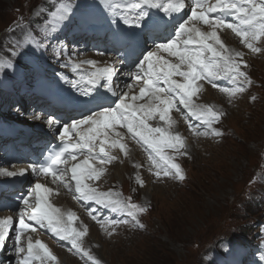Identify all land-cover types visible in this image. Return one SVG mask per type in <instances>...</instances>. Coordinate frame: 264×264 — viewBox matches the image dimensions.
Here are the masks:
<instances>
[{"label":"rangeland","instance_id":"rangeland-1","mask_svg":"<svg viewBox=\"0 0 264 264\" xmlns=\"http://www.w3.org/2000/svg\"><path fill=\"white\" fill-rule=\"evenodd\" d=\"M30 1L0 0V51L2 44L17 40L15 15L22 7H32ZM249 71L251 91H238L228 99L214 92L207 95H215L209 108H223L216 113L223 136L181 132L184 139L192 140L173 152L184 179L171 168L169 175H160L159 183L139 190L145 209L152 208L144 212V219L129 218L116 228L90 231V247L98 245L97 263L219 264L213 252L225 253L229 239L242 236L256 220L264 222V197L252 186L264 178V53L252 61ZM32 101L35 109L41 106ZM26 108L30 110L29 105ZM43 111L48 112L43 108L36 115L43 118ZM26 116L29 124L27 112ZM132 171L121 166L120 174L113 171L114 180L134 186ZM71 261L65 264H85L84 259Z\"/></svg>","mask_w":264,"mask_h":264},{"label":"snow or ice","instance_id":"snow-or-ice-1","mask_svg":"<svg viewBox=\"0 0 264 264\" xmlns=\"http://www.w3.org/2000/svg\"><path fill=\"white\" fill-rule=\"evenodd\" d=\"M197 6L200 5L201 0H194ZM148 5L150 7H160L159 4L153 3V0H139V2H134L130 4L131 9H140L141 5ZM184 7L183 3L180 2L177 5L169 2L166 7L163 8L165 13L172 10L174 12H179ZM222 11L228 15H233L239 21L240 26H235L232 24L226 23L223 19L216 18L212 19L208 15V12ZM147 15V13H142L141 16ZM201 21L205 25H209L212 28L210 33H205L200 31L199 28L195 26H189L190 21H185L179 25L178 31L176 32V39L171 43H161L157 44L155 48L158 50H164L171 52L174 56L179 58L180 63L173 65L172 63L163 60L161 57L157 56V51H151L143 59V61L137 66L138 71L130 73L133 77H138L141 73L144 78V87L141 89L140 97H143L146 93L151 95L152 102L148 105H142L139 108H134L131 103H125L127 94L125 93L120 98V102L115 106V108H107L102 111L96 112L94 115L90 116L87 120H79L75 124L71 125L72 128H76L78 125L83 124H92L95 127L92 128L91 133L88 135H81V144H72L65 146L63 151L56 154V158L52 161L53 164L60 162L61 157L65 152H69V148H87L89 153L94 150V141L99 135H103L105 141L107 140L106 131L108 129H114L117 126L126 127L133 136L140 137L144 143L148 144L151 147H154L159 151L158 145L161 143H168L169 146L174 148H183L184 144L182 143L179 136L171 137L165 135V130L161 128L152 129L145 124V118H151L154 114V105L158 104L163 107H156L155 111L159 113L161 120H166L168 118V113L171 107H174L173 97L178 95L180 98V103L183 104L186 108L192 107V97L196 94L197 87L196 81L200 78H203L204 73H207L208 76L215 78L213 74V69H223L224 71L234 75L236 79L243 78L244 81L248 80L247 74L242 72L240 63H237L235 57L241 56L242 54L237 52L231 54L225 48L224 44L221 42L219 35L217 34L216 29L229 28L231 29L236 36L241 38V41L245 46L250 49L253 53L259 52L260 49L254 46L253 41L258 40L260 37H264V0H232V2L225 3L224 0H218L217 4L214 7L208 8L206 11L198 12L196 7L192 9L191 21ZM125 23H128V20L125 19ZM183 37V39H182ZM190 45H198L199 47L196 50H191ZM214 45H219L218 50ZM41 47H44L42 44ZM205 53H210L211 56L206 57ZM219 57L222 63H217L216 59ZM87 63H94V61H88ZM145 65L147 67L145 68ZM181 65H187V71H180ZM10 66V65H9ZM67 66V65H64ZM247 66L246 64L244 65ZM78 67V66H77ZM200 69L198 71L197 69ZM180 75L184 78L186 82L181 83L173 79L174 75ZM114 72L112 69L98 70L91 73L90 77L87 78V83L90 85H98L101 79L106 80L109 85V91H111V83ZM81 80H85V77H81ZM73 83V86H75ZM161 84L166 85L167 87H161ZM127 88H131V84L126 85ZM180 90L177 93V90ZM238 91H243V89H238ZM168 95L165 97L164 94ZM115 95V93H113ZM137 99V97H133ZM141 112L145 114V118H138L137 113ZM39 117H37L38 119ZM199 118V117H198ZM215 119H219L218 116H215ZM48 123L51 125L53 121L49 120ZM68 129H64V136L68 135ZM154 133H158L159 137H154ZM117 136L120 134L117 133ZM217 135H220L217 132ZM64 136H61V140L64 139ZM119 142H114L113 146H116ZM121 149H124L123 144H119ZM101 153L105 152V148L101 146L99 148ZM69 155L71 153L69 152ZM76 157L73 156L72 159ZM103 163V161L101 162ZM171 168L175 170V175L179 179L183 180L184 177L181 174L180 166L177 164H172ZM43 171L47 174L53 175L55 178L56 173L52 169L45 168ZM102 171V170H100ZM100 171L94 169L91 164H89L88 159H85L83 164L73 166L71 168L72 178L76 182V191L81 193V196L90 200L93 199L94 189L89 190L86 185H83L82 181L85 178L99 177ZM165 175H169V172H165ZM9 176L15 175V173H7ZM35 190L38 192H48L49 189L42 188L40 184L35 186ZM97 203H102L99 197H96ZM25 205H28V200L24 201ZM133 208L135 205L132 206ZM139 211L143 212L146 209H140ZM135 215L133 213H129ZM29 219L35 221L36 225L40 227L47 226L53 234L60 237L62 240L71 239L72 246L74 248H79L77 239L80 236V233H77L75 229H72V232L65 235L63 234L66 229L61 226V216L59 209L51 208L49 205H46L44 198H40V207L29 214ZM46 222V225H45ZM20 228L21 230L29 229L31 226L26 224L23 216L20 219ZM113 223H117L113 221ZM143 227V225H140ZM35 230V229H32ZM16 242L19 243L20 235L17 234ZM5 243V235L0 231V247ZM42 249L44 254L51 260H55L56 257L52 255L46 245L42 242L37 241L35 245L31 242L28 243L27 251L29 257L34 252V249ZM23 251V249H19ZM38 255V253H37ZM27 264V260L23 262Z\"/></svg>","mask_w":264,"mask_h":264},{"label":"bare ground","instance_id":"bare-ground-1","mask_svg":"<svg viewBox=\"0 0 264 264\" xmlns=\"http://www.w3.org/2000/svg\"><path fill=\"white\" fill-rule=\"evenodd\" d=\"M181 2V0H174V5H177L178 3H180ZM217 2H218V0H216L214 3H213V5L211 6V7H214L216 4H217ZM224 2L225 3H229V2H232L231 0H224ZM153 3H155V4H157L155 1H153ZM152 9L153 10H155L156 9V7H152ZM172 12H174V11H172V10H169V12H167L166 13V15L167 16H169L170 15V13H172ZM229 17L230 15H228V14H226L225 12H223V13H221V15L219 16V18L220 19H225L224 17ZM217 17V16H216ZM216 19V18H215ZM179 23L178 24H176V26L177 27H179ZM212 31V28L209 26V25H207V28H206V32L207 33H210ZM216 31H217V29H216ZM218 34V33H217ZM160 35H162V33L160 34ZM155 50H157V49H155ZM154 50V51H155ZM157 53L160 55V57L163 59V60H166V61H168V58H169V54L168 53H166L164 50H158L157 51ZM171 55H173L172 53H171ZM169 62V61H168ZM173 79L174 80H176V81H178V82H181V83H184V82H186L185 80H184V78L183 77H181L180 75L178 76V74L177 75H174L173 76ZM34 100H36V99H34ZM35 103V102H34ZM36 103H37V106L38 105H41V106H43L44 104L45 105H47L46 103H44V102H42V101H40V100H36ZM41 106H38L37 108L39 109V108H42ZM50 106V105H49ZM48 112H50V113H52V111H49L48 110ZM159 119V118H158ZM156 122V120H154V123ZM153 123V122H152ZM154 127H156V126H154ZM22 134V133H21ZM114 171L117 173V174H120L121 173V168L120 167H117V168H114ZM21 182V181H20ZM18 186H19V184L17 185L16 184V188H18ZM63 207H65V206H63ZM30 233V232H29ZM33 236H37V234H33ZM43 242V241H42ZM45 245H50V249H51V252H52V255L54 256V249H55V244L53 243L52 244V242L50 241V240H48L47 239V244H45ZM61 258H62V261L64 262V264H65V262H66V260H68V262H72L71 260L72 259H70L69 260V257H65L64 255H62L61 256Z\"/></svg>","mask_w":264,"mask_h":264}]
</instances>
